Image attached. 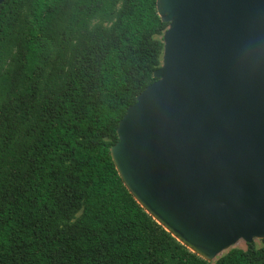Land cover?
Listing matches in <instances>:
<instances>
[{
	"label": "trees",
	"instance_id": "trees-1",
	"mask_svg": "<svg viewBox=\"0 0 264 264\" xmlns=\"http://www.w3.org/2000/svg\"><path fill=\"white\" fill-rule=\"evenodd\" d=\"M167 27L156 0L0 6V264H264V240L212 263L189 251L112 162Z\"/></svg>",
	"mask_w": 264,
	"mask_h": 264
},
{
	"label": "water",
	"instance_id": "water-1",
	"mask_svg": "<svg viewBox=\"0 0 264 264\" xmlns=\"http://www.w3.org/2000/svg\"><path fill=\"white\" fill-rule=\"evenodd\" d=\"M156 11L161 66L110 155L140 207L212 263L264 240V0H156Z\"/></svg>",
	"mask_w": 264,
	"mask_h": 264
},
{
	"label": "rangeland",
	"instance_id": "rangeland-1",
	"mask_svg": "<svg viewBox=\"0 0 264 264\" xmlns=\"http://www.w3.org/2000/svg\"><path fill=\"white\" fill-rule=\"evenodd\" d=\"M254 244L257 246V247H261L262 246V243H261V240H255L254 241ZM245 249L246 248V244L243 242V241H240L238 242L235 246L232 247V249Z\"/></svg>",
	"mask_w": 264,
	"mask_h": 264
}]
</instances>
